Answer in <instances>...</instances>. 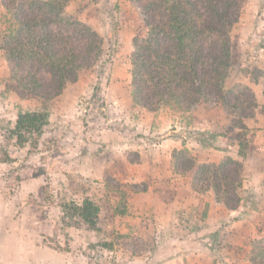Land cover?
<instances>
[{
  "label": "rangeland",
  "instance_id": "1",
  "mask_svg": "<svg viewBox=\"0 0 264 264\" xmlns=\"http://www.w3.org/2000/svg\"><path fill=\"white\" fill-rule=\"evenodd\" d=\"M248 1L239 0L241 15L247 11ZM260 6L263 13L264 0ZM2 8L0 3V21L5 13ZM66 14L90 24L102 35V59L108 57V62L102 76L101 61L82 70L68 94L50 103L49 124L33 141L19 143L13 129L18 113L22 109L40 111L41 101L35 97L21 101L23 98L5 89L9 69L0 53V264H131L138 260L153 264L173 255L178 247L185 250L191 243L195 247H212L214 255H207L214 264H254L250 259L252 250L264 242V235L258 237L250 229H238L234 219L241 213L234 218L227 215L225 219L230 221L217 224L220 228L216 227V231L194 230L204 224L191 214L174 217L144 209L145 220L136 221L137 217L142 219L138 192L153 180H170L169 170L176 171L174 149L162 151L158 141L180 134L161 119L141 120L142 129H137L134 120L141 116L131 109L136 104L131 93L130 57L133 38L146 32L143 15L131 0H71ZM235 25L231 30L227 88L242 83L239 79L249 74L257 78L264 73V67L248 65V58L260 45L251 47L261 39L249 41L248 37L243 45L240 39L244 34L236 31ZM259 43L264 45L263 41ZM199 105L186 115V128L181 131L188 136V127L194 126L197 119L201 126L211 125L212 131L225 134L230 122L227 111L220 104ZM168 107L161 108L170 111ZM155 122H159L157 128ZM227 136L229 141L235 140ZM216 146L223 147L224 139ZM146 167H155L156 172L151 174ZM23 169L30 172L29 178L41 175L40 180H29L22 175ZM193 176L194 172L188 175L195 190ZM22 181H26L27 189L22 188ZM248 192L241 188L242 197ZM87 197L100 208L97 229L87 228L69 209ZM200 198L199 203L204 197ZM208 209L202 203L195 211L204 218ZM192 230L196 238L190 240ZM242 233H246L245 237Z\"/></svg>",
  "mask_w": 264,
  "mask_h": 264
},
{
  "label": "trees",
  "instance_id": "2",
  "mask_svg": "<svg viewBox=\"0 0 264 264\" xmlns=\"http://www.w3.org/2000/svg\"><path fill=\"white\" fill-rule=\"evenodd\" d=\"M70 1L0 0L5 9L0 51L9 69L5 89L20 98L41 101L40 111L18 113L13 134L19 143L43 134L50 103L68 83L79 79L82 70L101 61L99 75L105 71L104 39L90 24L66 14ZM131 1L140 9L146 27L143 36L133 38V103L152 112L164 105L190 111L204 102L220 104L230 117L225 134L232 135L239 154L246 155L250 144L245 120L255 117L257 98L246 84L226 87L231 30L241 16L239 0ZM215 136L208 130L188 133V138L203 146H210ZM38 143L37 139L34 146ZM172 156L178 173L194 172L196 191L212 189L216 200L228 209L240 206L244 172L240 159L228 155L219 162L200 163L187 147L175 148ZM69 209L87 228L97 229L100 208L92 199L87 197ZM250 259L264 264V242L252 250Z\"/></svg>",
  "mask_w": 264,
  "mask_h": 264
},
{
  "label": "crops",
  "instance_id": "3",
  "mask_svg": "<svg viewBox=\"0 0 264 264\" xmlns=\"http://www.w3.org/2000/svg\"><path fill=\"white\" fill-rule=\"evenodd\" d=\"M262 0H249L247 3V11L240 16V21L235 25L236 31L244 34L240 41L244 45V42L249 37V41L259 40L264 42V34H261L264 31V19L261 16L262 8L260 6ZM1 7H3L1 5ZM264 7V6H263ZM4 8V7H3ZM2 8V9H3ZM261 11V12H260ZM264 15V12L262 13ZM244 17V18H243ZM259 42L256 45L253 44L251 48H256L260 45V49H256V53H252V55L248 58V65H251L252 68L254 67H264V45L260 44ZM262 43V42H261ZM1 53V51H0ZM6 61V60H5ZM240 82L250 86L253 91L255 92L258 107L256 108V115L252 118H247L245 123L248 127V139L250 148L247 151L246 155L239 154V145L236 140H230L226 134L223 133H216L212 131V126H201L200 120H195L194 126H189V130H208L216 134L215 138L212 140V144L210 146H203L197 141H194L185 134L186 131H181L184 129L185 121L187 122V116L190 114L194 109L198 108L200 105L194 106L192 111L187 112H175L174 110L170 109V111L166 110L163 111V108H160L158 111L152 112L146 110L144 107L135 105L132 106L131 109L134 111L140 112L141 118L135 117V123L137 124V129H142L140 125V121L145 119H156L159 121L160 119L162 122L166 123L168 127H175L173 131L179 132V135H172L166 136L162 138L157 143L158 148H162V151H166L168 149H175V148H182L187 147L192 154L197 158L198 162L200 163H209V162H219L226 156H232L234 158L240 159L243 162L244 166V178H243V186L242 191L249 189L247 196L243 195V200L240 206L237 209H228L224 204L218 202L216 200L214 191L212 189L207 191H196L191 187V178L188 177L189 173L180 174L173 169L169 170L170 180L164 182H156L153 180L152 183L147 184L146 189L139 191L136 195L137 200L139 201L140 207V217L136 218V221L145 220L143 218L144 209H150L152 213L156 214H164L166 213L167 216L174 217L178 216L179 214H185L188 216L194 215L197 218V221L200 224H204L203 227L199 226L197 229L198 232H201L203 229H214L216 231L217 224L222 225L224 221V225L226 224L227 220L225 217L230 215L232 218L237 217L234 216L236 214L241 213V217L238 219H234V222L237 225L238 229L240 227H244L249 231H253L256 236L261 237L264 235V112H263V105H264V92H263V77L259 75L257 78H252L251 74L244 78L239 79ZM78 80L75 82L68 83L64 92L59 95L56 99H63L69 92L70 85H76ZM9 94V93H8ZM10 96H15V94L10 93ZM27 99H21V101H26ZM22 112H25L22 109ZM129 113V112H128ZM186 113V114H185ZM131 114V112H130ZM15 122V120H14ZM159 122H155V127L158 126ZM180 124V126H178ZM152 125V124H151ZM152 127V126H151ZM186 128V127H185ZM146 131V129H145ZM159 131V128H158ZM163 131V130H162ZM224 139V146L219 147L216 146L219 140ZM121 146H125V143H118ZM169 154V153H168ZM94 164V163H93ZM95 168V165H92ZM145 171H150L151 174L156 172L155 167L152 168H145ZM161 171H158L160 174ZM23 174L30 177V172L28 170L23 169ZM33 175V174H31ZM41 176V175H40ZM40 176H34L29 178L31 181H39ZM179 179H182L181 181ZM28 180V179H27ZM180 181V182H179ZM23 186L22 188L27 189L26 181H22ZM161 183H165L161 184ZM167 183H170L167 185ZM174 183V184H172ZM200 195L203 198L200 203H203V206H208V213L203 218L199 215L195 209L199 205ZM199 196V197H198ZM193 210V212H191ZM190 217V216H189ZM226 221V222H225ZM146 222V221H144ZM162 223H166V220H162ZM251 225V226H249ZM231 226V225H230ZM236 229V231L238 230ZM192 230L191 235H189V239L192 240L193 237L196 238L195 232ZM243 231V229H242ZM239 232V231H238ZM243 234V233H242ZM246 234V233H245ZM245 234L244 237H245ZM192 236V237H191ZM230 237V236H229ZM232 237V235H231ZM235 235L231 239L234 238ZM188 239V240H189ZM189 243V242H188ZM195 243H191L190 247L183 250L182 247H178L177 251L174 252L173 255H170L166 258H163L161 263L159 264H214L213 260L209 258L207 255L208 253L214 255V251H211L212 247L206 249V246H193ZM192 246V247H191ZM148 259V258H147ZM147 264L144 260H138L137 262H131V264ZM216 263V262H215Z\"/></svg>",
  "mask_w": 264,
  "mask_h": 264
}]
</instances>
